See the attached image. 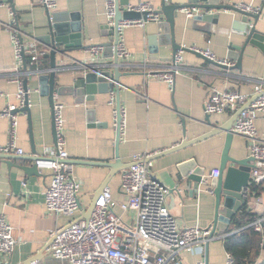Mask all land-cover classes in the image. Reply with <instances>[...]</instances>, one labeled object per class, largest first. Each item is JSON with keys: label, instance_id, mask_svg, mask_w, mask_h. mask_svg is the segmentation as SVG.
Here are the masks:
<instances>
[{"label": "crops", "instance_id": "crops-1", "mask_svg": "<svg viewBox=\"0 0 264 264\" xmlns=\"http://www.w3.org/2000/svg\"><path fill=\"white\" fill-rule=\"evenodd\" d=\"M129 1L130 6L150 2L155 9L160 8L163 3V0ZM233 1L236 4L260 8L257 29L264 34V0ZM12 10L17 16L23 42L26 45L36 42L46 50V55L42 56L39 62L30 61L19 70L16 69L12 34L6 29ZM51 13L56 24L67 26L71 30L79 27L84 34V47L73 48L68 58L60 54L56 57L59 66L64 67V71L58 75V83L69 85L83 73L79 70L81 64L92 61L91 47L113 39L108 28L111 25L107 15V0H59L58 6ZM219 13L221 26H229L232 20L239 18V14L234 11L223 10ZM186 17L187 22L178 23L176 26L178 43L197 50L209 48L218 61L225 60L235 64V61L228 57L231 51L230 44L242 45L244 37L233 33L226 35L220 32L194 30L191 17ZM48 21V10L41 0H14L13 4L8 2L0 4V111L18 103L16 94L19 83L16 76L23 82L27 79L32 107V132L27 114L15 113L18 117L15 140L17 146L24 150V154L10 155L25 158L0 157V215H4L13 226L19 242L17 250L12 255L0 256V264H26L30 260L36 262V259L39 264H66L51 257L47 247L52 232L70 221L66 216L48 212L45 207L43 194L51 182V171L42 170L40 176H29L18 167L34 164V161L29 159L35 156L32 154L33 148L38 156H44L45 147L55 145L53 110L47 97L40 96L35 75L37 71L50 69L52 48L45 45L42 40L48 33ZM158 22L149 20L143 24L128 25L123 29L125 46L132 55L126 61L120 59L119 69L122 75L118 82H114L113 90L117 94L116 89H119L120 103L126 112V124L121 131L119 153L122 162L127 165L132 164L135 154H152L150 156L154 157L155 154L172 148L185 139L192 140L209 132L215 126L228 122L236 114L233 110L228 109L216 114H209L205 110V103L214 89H239L245 94H251L255 86L260 84L264 86V50L256 45H248L245 49L241 71L231 69V66L223 69L194 53L183 51L182 69L176 74L172 87L161 80L149 77L146 72L164 69L174 58V50L170 45L151 49L148 36L157 32ZM102 59L103 64L113 61L105 57L104 52ZM143 64L147 66L145 69ZM110 92L97 93L93 100L84 103H78L74 95L56 96V101L64 104V133L71 162L116 160L117 126L113 109L108 103ZM89 110L94 111L96 119L94 125L89 120ZM256 126L259 134L264 137V119L258 118ZM9 128L8 118L0 117V146L8 143ZM225 139V133H222L184 150L145 161L150 165L151 172L169 188L167 205L180 225H197L206 229L213 224L215 198L207 190L213 178L206 179V176L213 169H219ZM231 153L237 158L251 157L246 139L235 136ZM192 157L196 158L200 166L206 168L200 191L196 190L194 183L178 178L180 174L178 163ZM73 166L74 174L82 182L80 203L84 211H87L95 196L102 191V186L110 175V168L78 163H74ZM122 171L114 175L107 186L110 187L117 203L128 199L120 189ZM22 181L28 182L27 188L22 186ZM257 202L259 206L256 205ZM244 208L255 217L243 225L244 228L236 227L233 220V224L224 235L216 233L207 243L193 251H182L168 264L200 262L205 264L206 260L208 264H225L229 253L225 247L226 239L230 235L241 234L247 230L245 227L260 215L259 211L264 212V183L256 184L250 178L247 204L237 215H240ZM117 209L125 221L133 220L131 214L123 213L119 207ZM259 251L254 262L247 264L264 262L260 240Z\"/></svg>", "mask_w": 264, "mask_h": 264}, {"label": "built area", "instance_id": "built-area-1", "mask_svg": "<svg viewBox=\"0 0 264 264\" xmlns=\"http://www.w3.org/2000/svg\"><path fill=\"white\" fill-rule=\"evenodd\" d=\"M58 1L41 0L43 6L50 12L58 6ZM164 1L170 3L172 0ZM237 6L245 11L260 12V8L244 4ZM130 10L147 11L150 13L148 20H161L159 15L153 13L155 8L150 2L130 6ZM115 13V0H107V15L111 26L115 24ZM185 13L188 17L193 15L190 10H186ZM10 16L6 29L12 34L16 69L19 70L24 65L26 53L30 55L32 63H37L46 55V50L36 42L26 45L21 38L14 10L10 12ZM145 22L143 20L120 22L119 39L115 46L119 60L126 61L132 55L125 46L123 29L128 25ZM90 51L92 62L97 65L103 64L104 47L93 46ZM200 52L213 60H218L209 48ZM183 60V51H179L164 69L151 70L146 74L172 87L176 74L182 69ZM219 61L228 66L233 65L229 61ZM145 65L143 64L144 69L147 67ZM16 80L19 83L16 94L18 103L0 111V117L8 118L10 122L9 141L6 145L0 146V154H24V150L17 146L15 140L18 117L14 111L24 105L25 97L30 91L26 92L23 81L17 76ZM108 103L113 109L115 125L117 126L119 119L122 131L126 124V112L123 106L118 104L115 90L110 92ZM242 108L244 109L241 110ZM228 109L239 112L231 131L236 136L245 138L248 143L249 153L253 159L250 178L256 184H263L264 137L259 134L256 121L260 117L264 119V86L262 84L255 86L251 94H245L239 89H214L205 103L206 112L216 114ZM63 110L64 104L56 101L54 108L56 142L54 146L45 147L46 154L42 156L43 159L37 161L41 170L51 171V182L43 194L47 211L70 218L68 223L58 226L51 234L48 247L51 257L66 264H168L182 251H193L213 239L212 226L206 229L197 225L182 226L171 213L167 205L169 188L151 172L150 165L145 162L152 154H135L132 165L121 172L120 189L128 196L125 202L117 203L110 187H106L99 195L90 218L85 220L82 215L85 211L79 198L82 182L74 174V166L69 160ZM219 174L220 170L215 168L206 179L217 178ZM22 186L27 188L28 182L22 181ZM256 205L259 206V202ZM118 207L123 213L131 214L133 220L125 221L118 212ZM259 212L260 215L245 228H252L260 234V250L263 252L264 212ZM18 246L13 226L4 215H0V256L12 255ZM225 264H236L230 253L227 254Z\"/></svg>", "mask_w": 264, "mask_h": 264}, {"label": "water", "instance_id": "water-1", "mask_svg": "<svg viewBox=\"0 0 264 264\" xmlns=\"http://www.w3.org/2000/svg\"><path fill=\"white\" fill-rule=\"evenodd\" d=\"M14 0H0L2 2H8L13 4ZM129 0H115V24L109 26L111 30V36L113 39L109 42L101 44L104 47V55L113 61L97 65L95 63L88 62L81 64L80 71L83 73L76 77L69 85H60L58 83V75L63 72L64 69L59 66L56 57L57 54L63 55L64 57H70V52L73 48L84 47L83 39L84 34L82 29L73 28L69 29L67 26L56 24L55 17L50 11H48V33L42 37L45 45L51 46V63L50 69L46 71H37L35 75L38 80V87L41 97H47L49 105L53 110V127H54V138L56 142V127H55V116L54 108L56 104V96L58 95H74L78 103H84L85 101L93 100L97 93H107L113 90L114 82H118L122 72H120V60L115 51V46L119 39L118 29L121 21H136L143 20L149 21L147 11H135L130 10ZM186 10L193 12L190 19L192 28L194 30H200L202 32H220L226 35L236 34L245 38L242 45L230 44L231 51L229 53V59L234 60L235 64L231 66V69L242 70V61L245 49L248 45H256L264 50V34L257 29V22L260 18V13H253L245 11L237 6L233 0H182L178 2L171 1L163 3L160 8L153 11L161 17V20L157 25V32L148 36L151 49H155L158 46H172L174 50V56L179 51H186L196 54L198 57L203 58L218 67L227 69V64H224L218 60H213L200 50L193 47L183 46L177 42L176 39V26L178 23L188 21L186 17ZM234 11L239 14V18L231 21L229 26H221L220 23V11ZM52 17V19H51ZM26 66V62H24ZM111 82V83H110ZM24 89L26 92L29 91V85L27 79L23 82ZM117 91V101L120 105L119 89ZM247 107V106H246ZM244 107V108H246ZM242 108L241 110H243ZM14 113H25L28 116L30 123V131L32 132V107L30 93H27L25 102L22 107L17 108ZM239 112L236 113L228 122L215 126L209 132L202 134L192 140L185 139L180 144L169 148L165 151L155 154L156 156H149L147 159L152 160V157H158L166 155L168 153L177 152L184 150L196 143H199L205 139L225 133V146L221 156V162L219 166L220 174L217 178H213L207 190L210 191L215 198V214L211 230V237H214L216 233L224 235L229 229L230 225L233 224V220L241 209L247 204L248 189L250 185V172L252 169V157L237 158V156L231 153L232 142L236 136L231 128L238 116ZM89 120L92 125L95 124V115L93 110H89ZM208 120V119H207ZM185 124V119H183ZM185 132H187L185 124ZM33 147H35L33 137ZM121 141V128L119 125V119L117 124V136H116V160L114 162H95V161H79L71 162L72 164H85L92 166H106L110 168V175L107 181L102 186V191L108 186L109 180L119 173L120 171L129 168L132 164H124L120 158L119 145ZM32 156L29 158L34 161V164L30 166H18L29 176H40L42 170L38 167L37 161L43 159L42 156H38L36 150L33 148ZM1 158L6 159H21L23 156H12L10 154H0ZM146 159V160H147ZM147 160V161H148ZM179 169V180H187L190 183H194L196 190L200 191L202 184L204 183L203 176L206 173V168L200 166L196 158H187L178 163ZM99 192L93 199L91 206L87 211L84 212L83 218L88 220L94 211L96 201ZM49 247V244L48 246ZM35 260H30L26 264H32ZM37 262V259H36ZM208 264L207 260L206 263Z\"/></svg>", "mask_w": 264, "mask_h": 264}, {"label": "trees", "instance_id": "trees-1", "mask_svg": "<svg viewBox=\"0 0 264 264\" xmlns=\"http://www.w3.org/2000/svg\"><path fill=\"white\" fill-rule=\"evenodd\" d=\"M30 61V55L26 53V65L29 64ZM253 218H255L254 215L244 208L242 213L234 218V225L238 228L242 227ZM259 240L260 235L251 228H248L241 234L230 235L225 241V247L235 259L236 264H247L249 262H254L255 257L259 254ZM262 264H264V262Z\"/></svg>", "mask_w": 264, "mask_h": 264}]
</instances>
